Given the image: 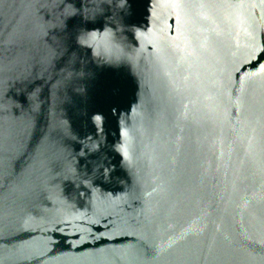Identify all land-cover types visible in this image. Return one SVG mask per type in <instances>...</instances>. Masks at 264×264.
<instances>
[{
    "label": "water",
    "instance_id": "obj_1",
    "mask_svg": "<svg viewBox=\"0 0 264 264\" xmlns=\"http://www.w3.org/2000/svg\"><path fill=\"white\" fill-rule=\"evenodd\" d=\"M0 264H264V0H0Z\"/></svg>",
    "mask_w": 264,
    "mask_h": 264
}]
</instances>
